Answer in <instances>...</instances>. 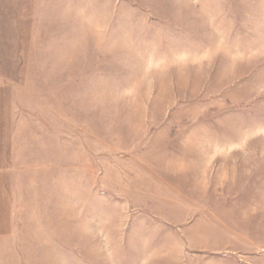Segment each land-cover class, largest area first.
<instances>
[{
  "label": "rangeland",
  "instance_id": "374dc122",
  "mask_svg": "<svg viewBox=\"0 0 264 264\" xmlns=\"http://www.w3.org/2000/svg\"><path fill=\"white\" fill-rule=\"evenodd\" d=\"M0 264H264V0H0Z\"/></svg>",
  "mask_w": 264,
  "mask_h": 264
},
{
  "label": "crops",
  "instance_id": "0c3cea01",
  "mask_svg": "<svg viewBox=\"0 0 264 264\" xmlns=\"http://www.w3.org/2000/svg\"><path fill=\"white\" fill-rule=\"evenodd\" d=\"M146 141H148V136H147V138H146ZM147 170H148V164H147Z\"/></svg>",
  "mask_w": 264,
  "mask_h": 264
}]
</instances>
